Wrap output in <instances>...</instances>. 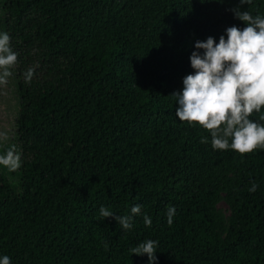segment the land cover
<instances>
[{"label": "trees", "instance_id": "trees-1", "mask_svg": "<svg viewBox=\"0 0 264 264\" xmlns=\"http://www.w3.org/2000/svg\"><path fill=\"white\" fill-rule=\"evenodd\" d=\"M237 7L264 16V0H3L21 164L16 181L0 172V257L149 264L129 250L152 239L155 264H264V150H214L172 95L194 71L196 41L246 27ZM137 204L130 230L99 216Z\"/></svg>", "mask_w": 264, "mask_h": 264}, {"label": "clouds", "instance_id": "clouds-1", "mask_svg": "<svg viewBox=\"0 0 264 264\" xmlns=\"http://www.w3.org/2000/svg\"><path fill=\"white\" fill-rule=\"evenodd\" d=\"M203 2V0H202ZM221 3L224 0H220ZM253 0H239L240 5H251ZM236 18L246 23V27L230 26L226 36L219 42L212 36L205 41H196L190 56L194 71L183 78L182 91L174 92L179 107L176 116L192 126H200L211 135L214 150H233L241 156L257 150H264V123L250 117L264 109V16H253L239 7L232 9ZM203 49V53L199 50ZM18 61V53L11 46V36L0 32V86L8 83L12 69ZM35 70L29 68L25 82L30 83ZM264 121V115L259 118ZM200 143H208V137L201 136ZM19 155L8 151L0 155V165L16 170L20 167ZM258 185L252 181L249 192H255ZM141 205L131 208L132 215H115L106 207L99 209L103 219L114 217L124 230L133 227V216L139 215ZM176 209H167V223H173ZM144 223L151 227V217L145 215ZM158 241L148 239L131 248V254H147L149 264L157 260ZM108 245L105 244V250ZM0 264H11L7 255L0 257Z\"/></svg>", "mask_w": 264, "mask_h": 264}, {"label": "rangeland", "instance_id": "rangeland-1", "mask_svg": "<svg viewBox=\"0 0 264 264\" xmlns=\"http://www.w3.org/2000/svg\"><path fill=\"white\" fill-rule=\"evenodd\" d=\"M3 0H0V32H7L2 14ZM13 75L8 78L6 85L0 86V155H5L8 151L19 154L20 145L16 140V117L18 114L17 104L19 102L18 82L16 79L15 67L12 69ZM17 171L10 170L0 165V172L6 174L12 181H16ZM221 211L228 216L230 208L226 202L218 204Z\"/></svg>", "mask_w": 264, "mask_h": 264}]
</instances>
